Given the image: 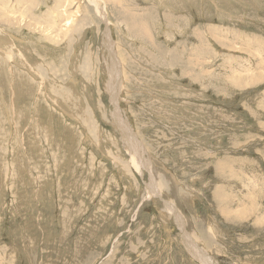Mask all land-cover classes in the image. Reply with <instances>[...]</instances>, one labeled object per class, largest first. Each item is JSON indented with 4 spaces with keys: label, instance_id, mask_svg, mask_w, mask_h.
<instances>
[{
    "label": "rangeland",
    "instance_id": "obj_1",
    "mask_svg": "<svg viewBox=\"0 0 264 264\" xmlns=\"http://www.w3.org/2000/svg\"><path fill=\"white\" fill-rule=\"evenodd\" d=\"M0 264H264V0H0Z\"/></svg>",
    "mask_w": 264,
    "mask_h": 264
},
{
    "label": "bare ground",
    "instance_id": "obj_2",
    "mask_svg": "<svg viewBox=\"0 0 264 264\" xmlns=\"http://www.w3.org/2000/svg\"><path fill=\"white\" fill-rule=\"evenodd\" d=\"M262 4H263V3H262ZM260 5H261V4H260ZM97 6H98V5H97ZM261 6H262V5H261ZM250 7H251V6H250ZM232 12H233V11H232ZM122 16H123V15H122ZM132 18H133V20H135V19H134V16H133ZM132 18H131V19H132ZM129 19H130V16H129ZM132 23H133V21H132ZM132 23H131V24H132ZM133 24H134V23H133ZM133 26H134V25H133ZM133 26H130V27H132V28L134 29L135 27H133ZM135 29H136V28H135ZM240 39H241V38H240ZM192 41H193V40H192ZM179 56H180V55H179ZM179 56H178V57H179ZM258 56H259V55H258ZM111 85H112V84H111ZM111 85H110V86H111ZM113 87H114V85H113ZM111 89H112V88H111ZM113 92H114V91H113ZM57 117H58V116H57ZM6 126H7V125H6ZM125 135H127V134H125ZM127 138H128V137H127ZM129 138H130V137H129ZM130 139H131V138H130ZM130 139H129V140H130ZM131 140H132V139H131ZM126 141H127V140H126ZM128 146H129V145H128ZM128 146H127V147H128ZM139 161H140V160H139ZM137 163H139V162H137ZM58 166H59V165H58ZM245 177H246V176H245ZM259 182H260V181H259ZM251 199H252V198H251ZM170 205H171V204H170ZM244 206H245V205H244ZM161 210H162V209H161ZM174 211H175V209H174ZM176 213H177V212H176ZM176 213H175V214H176ZM108 241H109V240H108ZM185 243H186L187 247H189V248H193V246H194V243H193V242L191 241V239H189L188 237H186V242H185ZM197 251H198V250H197Z\"/></svg>",
    "mask_w": 264,
    "mask_h": 264
}]
</instances>
